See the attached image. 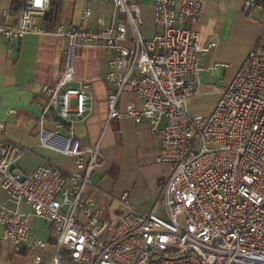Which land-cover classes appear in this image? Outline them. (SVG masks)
<instances>
[{
  "label": "built area",
  "instance_id": "built-area-1",
  "mask_svg": "<svg viewBox=\"0 0 264 264\" xmlns=\"http://www.w3.org/2000/svg\"><path fill=\"white\" fill-rule=\"evenodd\" d=\"M108 2L119 18L99 28L89 25L93 9L87 7L79 23H57L47 31L39 22L50 0H23L16 23L0 20V43L27 33L67 39L58 80L42 86L45 102L29 123L38 126L42 145L74 161L68 171L56 164L22 169L18 159L26 149L0 135V186L8 201L29 204L33 216L50 223L49 237L39 238L28 214L2 200V240L17 254H31V264H264V27L212 110L193 115L188 103L199 82L198 54L214 41L200 46L189 25L199 20L206 0H151L154 23L161 28L151 36L141 31L138 3ZM253 8H264V0H243L248 16ZM87 44L111 53L104 76L106 123L122 116L146 119L161 137L155 160L173 165L151 209L134 208L124 192L120 201L126 210L105 216L88 191L101 145L80 147L73 130L91 110L89 85L75 75V51ZM126 87L139 105L129 102L120 111ZM50 113L69 122L68 137L59 135L60 121L52 131L44 128Z\"/></svg>",
  "mask_w": 264,
  "mask_h": 264
},
{
  "label": "crops",
  "instance_id": "crops-1",
  "mask_svg": "<svg viewBox=\"0 0 264 264\" xmlns=\"http://www.w3.org/2000/svg\"><path fill=\"white\" fill-rule=\"evenodd\" d=\"M132 1L140 5L142 33L151 36L159 31L160 26L154 23L151 0ZM10 5L11 0H0V20L14 24L20 10L11 11ZM57 5L56 21L39 22L44 28L47 22L49 25L53 22L77 24L87 7L93 9L88 23L94 28L113 24L119 18L116 8L108 0H59ZM189 27L198 33L200 46L211 39L214 41V46L207 52L198 54L199 82L195 84L196 93L188 103L191 114H207L247 51L257 44L264 27V8H253L248 16L243 10V0H206L199 20ZM66 45V38L51 33H27L7 44L0 43V120L3 122L0 135L26 149L18 159L22 169L32 170L53 164L65 171L74 167L72 156L42 145L38 126L29 123L30 118L39 117L45 102L42 86L58 80ZM110 55V51L95 44H87L75 51V75L89 85L91 110L84 119L73 124L74 136L83 148L100 141L102 157L91 174L93 187L88 191L102 207L105 216L126 210L127 206L120 201L124 192L128 204L134 208L151 209L160 186L173 169L171 163L155 160L161 137L158 132L150 130L146 119L135 122L122 116L106 123L109 84L104 76ZM219 62L228 63V67H222ZM129 102L139 105L133 90L126 87L119 98V110L123 111ZM75 104V99L71 98L70 105ZM56 120L55 114H48L44 128L54 130ZM58 133L61 137H68V124L63 123ZM2 200L9 207L28 214L35 236L49 237L50 223L33 216L29 204L8 201L7 192L0 186V202ZM37 252L40 251H34ZM31 257V254H17L9 242L2 240L0 225V264H31Z\"/></svg>",
  "mask_w": 264,
  "mask_h": 264
},
{
  "label": "trees",
  "instance_id": "trees-1",
  "mask_svg": "<svg viewBox=\"0 0 264 264\" xmlns=\"http://www.w3.org/2000/svg\"><path fill=\"white\" fill-rule=\"evenodd\" d=\"M59 0H50L48 11L45 13L43 21H56V16L58 14V5L57 2ZM23 0H11L10 10L11 11H17L22 9ZM56 25V23H52V25H49L47 22L46 30H52L53 27ZM261 48H264V45L261 46Z\"/></svg>",
  "mask_w": 264,
  "mask_h": 264
},
{
  "label": "water",
  "instance_id": "water-1",
  "mask_svg": "<svg viewBox=\"0 0 264 264\" xmlns=\"http://www.w3.org/2000/svg\"><path fill=\"white\" fill-rule=\"evenodd\" d=\"M55 118L60 121L61 123H64V124H68L69 122H67L66 120L62 119L60 116L58 115H55Z\"/></svg>",
  "mask_w": 264,
  "mask_h": 264
},
{
  "label": "rangeland",
  "instance_id": "rangeland-1",
  "mask_svg": "<svg viewBox=\"0 0 264 264\" xmlns=\"http://www.w3.org/2000/svg\"><path fill=\"white\" fill-rule=\"evenodd\" d=\"M260 52L264 54V48H260Z\"/></svg>",
  "mask_w": 264,
  "mask_h": 264
}]
</instances>
